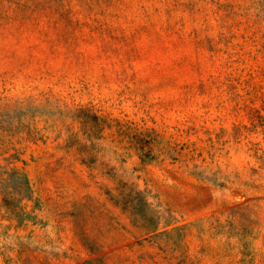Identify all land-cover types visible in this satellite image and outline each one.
Wrapping results in <instances>:
<instances>
[{
	"label": "rangeland",
	"instance_id": "374dc122",
	"mask_svg": "<svg viewBox=\"0 0 264 264\" xmlns=\"http://www.w3.org/2000/svg\"><path fill=\"white\" fill-rule=\"evenodd\" d=\"M0 264H264V0H0Z\"/></svg>",
	"mask_w": 264,
	"mask_h": 264
}]
</instances>
